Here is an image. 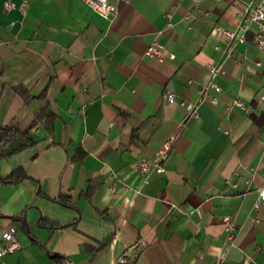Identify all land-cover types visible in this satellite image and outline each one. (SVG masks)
<instances>
[{
    "label": "crops",
    "instance_id": "obj_1",
    "mask_svg": "<svg viewBox=\"0 0 264 264\" xmlns=\"http://www.w3.org/2000/svg\"><path fill=\"white\" fill-rule=\"evenodd\" d=\"M108 1L109 18L85 0H0V124L33 138L0 157L1 177L22 173L0 179V238L20 242L0 264H264V47L253 22L243 41L218 29L258 0ZM153 40L169 56H148ZM170 135L163 172L134 166Z\"/></svg>",
    "mask_w": 264,
    "mask_h": 264
},
{
    "label": "built area",
    "instance_id": "obj_2",
    "mask_svg": "<svg viewBox=\"0 0 264 264\" xmlns=\"http://www.w3.org/2000/svg\"><path fill=\"white\" fill-rule=\"evenodd\" d=\"M94 10H96L102 16L109 18L116 14V6L108 0H85ZM12 5L11 2H6L5 7L8 8ZM24 3L21 7L23 8ZM245 14H243L241 20L237 23L234 28H226L218 25V29L224 33L230 39H237L243 41L245 38L246 31L250 28L251 22L254 23L253 29V42L255 46L259 49L264 47V0H258L251 7L246 5L244 8ZM145 53L157 59H163L169 56V53L165 51L164 47L156 40L151 41L145 50ZM257 64L260 62L257 61ZM222 70L221 62H213L207 64V71L209 74V80L206 87L212 88L216 91L220 89V86L216 81H214L215 75H217ZM164 95L169 101H177L180 104H184L187 108L192 109V113L195 116L197 114L195 107L192 103L186 102L182 98L176 97L175 93L170 89H164ZM202 99V98H201ZM208 100L211 103H216L217 98L215 96H209ZM257 102H262L264 105V93H261L256 98ZM226 108L235 107L244 112L250 110V104L244 101L239 96H233L228 104L225 105ZM173 135L168 136L166 139L161 141L156 147L154 153L151 157H143L137 159L133 162L134 166L138 168L141 172H148L151 169L156 172H163L165 170V160L168 156L169 151L172 147ZM264 173V165H263ZM245 184L249 182V178H243ZM257 197L253 202V207H258V205L264 202V187H258ZM221 220L227 233V238L232 239L234 235L235 223L231 218V215L224 213L221 215ZM138 243L144 244L143 239H139ZM20 247V242L17 237L16 231L9 227H4L1 230L0 238V256L6 252H11L17 250Z\"/></svg>",
    "mask_w": 264,
    "mask_h": 264
},
{
    "label": "trees",
    "instance_id": "obj_3",
    "mask_svg": "<svg viewBox=\"0 0 264 264\" xmlns=\"http://www.w3.org/2000/svg\"><path fill=\"white\" fill-rule=\"evenodd\" d=\"M44 108H46V107H43L40 110L39 114L45 113L46 115H48L47 112L44 111ZM46 119H44V120H46ZM31 142H33V138L31 136V134L29 133L28 129L19 130L17 126H14L12 124H0V157L4 154H8V153L20 148L24 144H28ZM21 175H22V173H20L19 171L12 170L9 175H7L5 177L0 176V179L3 182H9V181H13V180L17 179ZM41 222L43 224H48L51 226L61 225V224H57L53 221H50L46 218H41Z\"/></svg>",
    "mask_w": 264,
    "mask_h": 264
}]
</instances>
